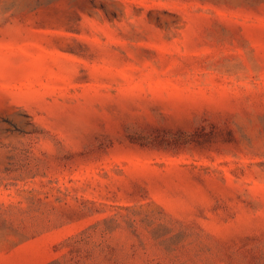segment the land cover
Instances as JSON below:
<instances>
[{
	"label": "rangeland",
	"instance_id": "1",
	"mask_svg": "<svg viewBox=\"0 0 264 264\" xmlns=\"http://www.w3.org/2000/svg\"><path fill=\"white\" fill-rule=\"evenodd\" d=\"M0 264H264V0H0Z\"/></svg>",
	"mask_w": 264,
	"mask_h": 264
}]
</instances>
